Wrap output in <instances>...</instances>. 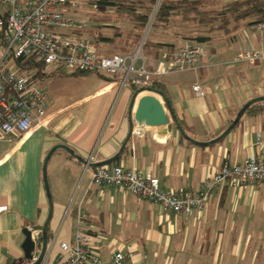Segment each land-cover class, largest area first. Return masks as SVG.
<instances>
[{
	"label": "crops",
	"instance_id": "1",
	"mask_svg": "<svg viewBox=\"0 0 264 264\" xmlns=\"http://www.w3.org/2000/svg\"><path fill=\"white\" fill-rule=\"evenodd\" d=\"M95 25L85 35L91 36ZM213 37L205 44L209 57L199 61L197 70L154 78L174 112L160 98L171 129L137 124V105L130 120L135 86L120 89L103 74L47 68L37 80L47 94L45 122L25 140L0 137V202L8 206L0 216V264L26 258L25 230L37 232L49 219L43 167L57 145L69 146L85 162L93 154L94 165H122L152 175L164 190L197 191L223 163L243 166L253 155L264 157V108L255 111L253 105L220 143L198 144L220 137L248 102L264 97V65L231 64L243 50L264 53V33L243 26L233 36L217 31ZM175 118L198 143L181 135ZM84 161L62 149L49 160L52 215L42 264L64 263L60 245L76 240L79 214L102 264H112L117 253L126 255L124 264H221V258L222 264H264V183L224 185L204 210L186 216L118 187H98Z\"/></svg>",
	"mask_w": 264,
	"mask_h": 264
},
{
	"label": "built area",
	"instance_id": "2",
	"mask_svg": "<svg viewBox=\"0 0 264 264\" xmlns=\"http://www.w3.org/2000/svg\"><path fill=\"white\" fill-rule=\"evenodd\" d=\"M158 3L153 19L161 0ZM72 5L74 0H0V137L3 139L25 140L47 117V94L37 83L36 70H25L19 59L44 63L56 71L103 74L110 77L112 85L123 89L146 88L154 83L156 76L195 71L199 61L209 57L205 44L185 42L164 51L158 59H149L144 45L152 20L132 53L104 54L96 39L85 35L91 27V18L75 16L70 10ZM251 28L264 33V22L255 23ZM256 62L264 65V53L243 50L231 64ZM194 89L203 94L201 86ZM94 162L92 154L85 167L91 169L92 181L98 187H118L171 213L186 216L204 210L211 194L224 185L264 183V157L255 155L243 166L223 163L197 191L164 190L159 179L152 175L140 174L122 165L94 166ZM7 210L8 206L0 202V216ZM78 223L76 240L60 245L65 255L63 264H102L99 255L89 246L90 236L81 214ZM126 259L125 254L117 253L112 264H124Z\"/></svg>",
	"mask_w": 264,
	"mask_h": 264
},
{
	"label": "trees",
	"instance_id": "3",
	"mask_svg": "<svg viewBox=\"0 0 264 264\" xmlns=\"http://www.w3.org/2000/svg\"><path fill=\"white\" fill-rule=\"evenodd\" d=\"M141 2L155 5L157 0H144ZM216 3H218V0H161L153 27L156 31L164 30V32H167L175 29V27L179 28L186 25L189 35L188 38L183 37V41L206 44L214 38L213 35L217 31H222L226 35L233 36V33L243 26H251L258 22H264V0H233L232 2L223 4L222 7L220 5L221 9L220 7L217 8L218 6ZM98 4L102 8H116L118 12L128 14L136 22V32L133 34V40L126 41L128 45L126 50H130L127 53L133 52L142 37L143 30L149 22L152 8L148 7L146 13H140L134 5L128 3V0H99ZM148 6L150 5L148 4ZM94 21L98 22V25L95 26L97 28L93 27L89 30L91 36L96 39L97 43L111 44L112 39L103 37L102 31H100L103 29V22L101 23L99 19H94ZM182 31L181 28V32ZM175 35L179 37L181 33L178 32ZM174 44L175 45H168L156 39H148L144 45V52L147 56L158 59L164 51L174 49L177 46L176 42ZM18 62L25 70H36L35 78L42 79L46 76V70L48 68L46 64L33 63L24 59H19ZM60 72L66 73L65 71ZM70 74L86 76L92 73L77 72ZM149 88L156 91L162 90L160 84L157 82H154ZM252 107L254 108L250 109L261 111L264 105L263 103H259L254 104ZM35 230H38L37 232L39 235L37 241L40 243L42 241V229L39 228ZM47 237L49 241V233H47ZM26 262H30V260L24 258L10 264H25Z\"/></svg>",
	"mask_w": 264,
	"mask_h": 264
},
{
	"label": "water",
	"instance_id": "4",
	"mask_svg": "<svg viewBox=\"0 0 264 264\" xmlns=\"http://www.w3.org/2000/svg\"><path fill=\"white\" fill-rule=\"evenodd\" d=\"M160 98H162L163 102L169 106L172 115H174V112L172 111L171 104H170L169 100L165 97V95L160 91H156V90H153L152 88L146 87V88H139L134 93V96H133V99H132V102L130 105V111H129L130 120H133V116H132L133 107H134V105H137V110L135 113V121L137 124H139V125L144 124L146 126H152V127H154V126L155 127L156 126H167L168 129H171L172 124L170 123L165 105L162 103V100ZM262 101H264V97L263 98H256V99H253L252 101L248 102L242 108V110L239 112V114L234 119V121L230 125V127L220 137H218L212 141H209L207 143L195 142L188 135H186L184 133V131L182 130L180 123L177 121L176 118H175V124L178 127L179 131L181 132V135L184 138L191 140V141L198 143V144L215 145V144L220 143L224 139V137L227 136L234 127H236V125L240 121L241 117L244 115V113L246 112V110L249 107H251L252 105L257 104L259 102H262ZM58 149L65 150L68 153H70L71 155H73L74 157H76L78 160L84 161L82 158L76 156L74 151L67 145H57L47 155L46 160L44 162V167H43V179H44V185H45V188H46V191H47L50 203H51L50 204L51 210H50V214H49V219L52 215V201H51L50 187H49V183H48L47 168H48V163H49V160H50L52 154ZM123 149H124V146L122 147L121 152ZM121 152H120V154H121ZM116 158H118V155L108 162H112ZM94 166H99V165H94ZM49 219L42 229V241L40 243L37 241L38 240L37 237L39 235L38 232H36L34 230L33 231L25 230L26 240L24 242L23 247H24L26 259L33 261L32 264H42L44 259H45V255H46L47 250L49 248L48 247L49 241H48V237H47ZM39 248H40L41 252L37 256L36 261H34L35 256L33 253L35 252L36 249H39Z\"/></svg>",
	"mask_w": 264,
	"mask_h": 264
},
{
	"label": "rangeland",
	"instance_id": "5",
	"mask_svg": "<svg viewBox=\"0 0 264 264\" xmlns=\"http://www.w3.org/2000/svg\"><path fill=\"white\" fill-rule=\"evenodd\" d=\"M141 1H144V0H128V3L131 5H134V7L140 13H146L148 7L152 8L150 12V17H149V22L152 20V27L148 30L146 41L148 39H156L157 41L165 42L168 45H175L174 44L175 42H176V45H178L181 41L184 40V38H188L189 32L186 29L187 28L186 25L181 26L179 28L175 27V29L167 31V32H164V30L156 31L155 28L153 27L154 22H155V18L153 19V15H154L156 8L158 7L159 0H157V3L155 5L154 4L151 5L150 3L147 2L150 6H148V4L142 3ZM232 1L233 0H218V3H216V5L218 6L217 8H219L220 5L222 7L223 4L229 3ZM98 3H99V0H74L75 5H72V8H70V10L71 12L75 14V16L79 18H83V17L91 18L92 26L95 25L94 19L95 20L99 19L101 23L103 22V25H104L102 26L103 29L100 30L102 31V36L108 39H112V43L111 44L97 43V46L102 53L107 54V55L116 54V53L127 54V52L130 50H126V47L128 46L126 44V41L133 40L134 38L133 34L136 32L135 30L136 22L128 14L124 12L122 13L118 12V9L116 8H111V7L102 8ZM181 28L183 30L182 32H181ZM145 30H146V27L143 30L142 37H143ZM177 31L181 33L179 37H176L175 35L176 33H178ZM129 53H132V52H129ZM52 69L53 67H49V70H52ZM210 261L211 259L207 260V262H210ZM222 261H223V258L220 259L221 264H222Z\"/></svg>",
	"mask_w": 264,
	"mask_h": 264
}]
</instances>
